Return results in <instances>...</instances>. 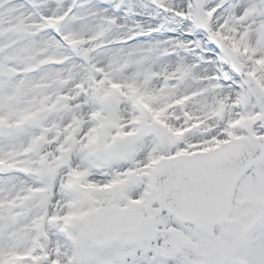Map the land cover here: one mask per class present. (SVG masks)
<instances>
[{
  "label": "rangeland",
  "instance_id": "374dc122",
  "mask_svg": "<svg viewBox=\"0 0 264 264\" xmlns=\"http://www.w3.org/2000/svg\"><path fill=\"white\" fill-rule=\"evenodd\" d=\"M69 1L62 0L58 9H39L27 0L0 8V100L16 102L13 123L0 127V140L6 142L0 161L13 156L9 150L17 152L12 169L0 174V262L14 264L10 256L18 253L31 258L17 257L15 264H264V157L240 181L227 222L213 231L164 208L145 167L149 157L208 148L228 131L243 133L251 123L264 144V117H257V103L211 40L223 36L264 87V0H148L150 11L174 13L178 21L172 30L150 35L145 29L138 36L135 22L128 31L105 38L78 60L84 68L94 63L104 64L105 70L83 76L80 71L67 89L59 70L65 62L52 61V56L64 58L65 44L67 50L77 47L73 35L93 42L110 27L107 18L133 9L132 0H76L72 18L77 17L80 28L70 29L66 37L57 33L51 17L67 13ZM139 2L137 8L145 10L144 1ZM31 3L37 15L30 12ZM17 5L33 20L30 27H21ZM9 6L16 9L4 17ZM161 17L147 29H158L159 20L165 24ZM46 34L59 41L63 53L46 55ZM173 35L186 40L183 55L153 46ZM125 39V45H116ZM165 61L170 69H164ZM204 63L210 67L197 74L200 82L185 80ZM217 70L222 75L218 81ZM203 90L215 96L194 108ZM180 95L188 101L168 108ZM237 98L240 106H234ZM96 105L103 107L101 130L93 125ZM0 116L8 117L3 107ZM235 119L239 124L227 128L226 121ZM13 124L24 129V141L11 139ZM169 130L178 136L165 148L160 139ZM74 173L81 176L73 178ZM17 230L26 236L21 245L11 241Z\"/></svg>",
  "mask_w": 264,
  "mask_h": 264
},
{
  "label": "water",
  "instance_id": "95a60500",
  "mask_svg": "<svg viewBox=\"0 0 264 264\" xmlns=\"http://www.w3.org/2000/svg\"><path fill=\"white\" fill-rule=\"evenodd\" d=\"M261 154L252 137L233 139L208 153L162 159L151 179L163 204L210 229L227 217L236 182Z\"/></svg>",
  "mask_w": 264,
  "mask_h": 264
},
{
  "label": "bare ground",
  "instance_id": "6f19581e",
  "mask_svg": "<svg viewBox=\"0 0 264 264\" xmlns=\"http://www.w3.org/2000/svg\"><path fill=\"white\" fill-rule=\"evenodd\" d=\"M51 1L52 0H45V7H48L49 5L47 3H50ZM57 1L62 2V0H57ZM143 1L144 2L142 3V7L145 8V10H143V11H140L137 8L139 3H141V2H139V0H134V1L132 0L133 9H131L128 12L126 11L125 13H123L124 10L121 11L116 18L115 17L107 18V21L111 22L110 27L107 30L100 32L93 42L90 41L85 36L82 37L81 34H78L77 36L73 35V40L76 39V44H77L76 58L74 60H72L70 63H66L62 69H59V70L63 71L61 74L62 82L65 81L67 83V86L65 88L68 89V87L70 85L69 84L70 79L75 77L76 74H79L80 71H81V74L83 76V75H85L86 71L102 72L103 70H105L104 64L92 63L88 68H84L83 66H81L80 63L78 62V60L82 54L87 53L88 55H90V53L92 51L96 50L99 47V45L104 41L105 38L110 37V36L113 37V36H116L117 34H121V33L128 31L129 29L132 28V25L135 22L141 29H147V27L163 13L162 11H157V12L150 11L149 8H146V7H148V3H149L148 0H143ZM149 1L153 2L154 0H149ZM17 8L21 11L20 12L21 16H19L17 18L21 27H23V26L30 27L29 22H31V23H34V22L32 19H31V21L28 20L29 14L24 9H22L21 6L17 5ZM15 9H16V7L9 6L4 17L10 16L11 13ZM107 13H108V11H106V14ZM17 15L18 14H16L15 16H17ZM24 17L27 21H25ZM98 17L99 16H97L95 18V20L93 21L94 24L98 22ZM102 17L103 16H100V18H102ZM170 17H171V21H170L167 29H165V32L172 30L173 24L178 21L177 17L174 15V13H172ZM70 18L63 20L61 23V30H62L63 34L67 37H69L71 35L70 29L80 28L79 25H76V23H78V22L75 18H77V17H74V18L70 17ZM221 37H223V36H221ZM44 38H46V41H48V44L45 45V47H47V49L45 51L46 55L54 54L55 49H56V52H60V53L63 52L61 48L57 47V44L59 42L56 41L53 37H48L46 35ZM37 41L42 42L40 40H37ZM185 41L186 40H180L175 35H173V36H169L167 38H163L161 41L154 43L153 46H156L155 49L158 48L159 46H161V47L163 46V49L167 52L168 51L178 52L177 55H183L182 54L183 51H185L187 49V43H185ZM114 49L117 51H120V50L123 51L126 48L114 47L113 50ZM135 50H136V48H135ZM112 58H113V61H116L119 57H112ZM163 63H166V61ZM0 64H1V62H0ZM169 65H170L169 63L163 64L164 69H170ZM6 66H7V64L3 63V67H6ZM116 66H117V63L115 62V63H113V66H111V67L114 68ZM209 67H210V63H206L205 65H203L202 69L192 71L191 74H189L185 78V80H189L192 83L200 82V77L197 76V74L202 70L209 69ZM5 69H7V68H5ZM51 69L58 70L55 68H51ZM126 87H129L128 82L126 83ZM64 94L62 93L63 96H64ZM213 96H215L214 93L205 92V95L201 99L194 102L193 107L196 108L199 104H202V103L210 100V98H212ZM16 97H18V101H19L20 96H16ZM3 102H5V103H3ZM15 105H16L15 100L12 101V100H9L6 98L0 100V107L5 108L6 114L8 116L7 119H5V121L3 122V124H1V121H0V125H2V128L7 127L8 123H10V122L13 123L12 117H13V114H14L15 109H16ZM62 106L64 108H66V102L63 103ZM189 110L193 111V108L191 106H189ZM226 110H228V109H226ZM83 117H84V115L82 116V118ZM219 119H220V117L216 116V120H219ZM88 120H89V118H88ZM13 126H14L13 134L10 135L12 137L11 139L16 140L17 143L20 141H24L27 137L24 133V129L17 127L15 124H13ZM5 143L6 142L4 141V139L0 140V150L4 149L2 147H6ZM0 152H3V151H0ZM16 154H17L16 150H9L8 151V155H13V156H9L8 161L7 160L5 161L4 168L2 169L3 173L12 169L11 162H14V161H12V159H13V157L16 156ZM4 174H6V173H4ZM25 183L26 182L24 181L21 184H25ZM0 226H2V225H0ZM23 228H24V230H27L28 224H24ZM25 237L20 235V231L17 230L15 233V237L13 239L11 238V241H12V243H16L17 245H21L24 242Z\"/></svg>",
  "mask_w": 264,
  "mask_h": 264
}]
</instances>
